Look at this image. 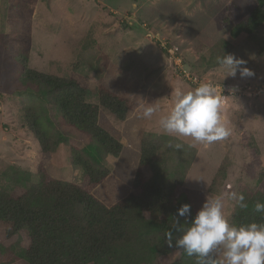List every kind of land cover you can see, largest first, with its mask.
Segmentation results:
<instances>
[{
    "label": "rangeland",
    "instance_id": "obj_1",
    "mask_svg": "<svg viewBox=\"0 0 264 264\" xmlns=\"http://www.w3.org/2000/svg\"><path fill=\"white\" fill-rule=\"evenodd\" d=\"M255 7L254 0H0V189L27 187L41 171L85 185L69 148L82 151L84 139L60 127L23 68L70 76L90 102L100 86L131 104L124 120L99 110L121 150L104 155L108 175L92 190L97 198L112 205L129 193L151 134L160 144L152 170H164L194 204L185 218L186 264H264L260 230L227 236L239 194L264 177V24L240 28ZM30 103L66 144L42 153L22 111ZM11 165L28 179L13 180ZM28 242V229L8 236L0 224V264H29Z\"/></svg>",
    "mask_w": 264,
    "mask_h": 264
},
{
    "label": "trees",
    "instance_id": "obj_2",
    "mask_svg": "<svg viewBox=\"0 0 264 264\" xmlns=\"http://www.w3.org/2000/svg\"><path fill=\"white\" fill-rule=\"evenodd\" d=\"M240 24L248 33L264 24V0ZM24 79L37 88L49 104L58 124L70 135L84 139L78 149L69 145L72 163L82 167L86 183L61 181L47 172L27 187L0 189V224L12 236L28 229L23 255L29 264H186L192 244L184 239L185 218L193 211L187 189L168 179L164 170H152L160 144L147 135L140 145L132 188L122 199L106 205L92 190L108 175L102 163L106 154L117 156L120 142L99 123L100 108L124 120L130 102L98 87L97 103L87 100L88 88L73 77H59L23 68ZM39 104L23 107L25 122L43 154L53 151L67 137L54 136L53 124ZM56 135V134H55ZM85 155V156H84ZM13 180L28 179L11 165ZM151 171V178L146 173ZM228 237L244 239L260 230L264 247V177L250 193L239 194L228 219ZM202 245V243H201ZM195 251L199 249L195 247ZM201 254H199L200 257Z\"/></svg>",
    "mask_w": 264,
    "mask_h": 264
},
{
    "label": "built area",
    "instance_id": "obj_3",
    "mask_svg": "<svg viewBox=\"0 0 264 264\" xmlns=\"http://www.w3.org/2000/svg\"><path fill=\"white\" fill-rule=\"evenodd\" d=\"M169 51H170V52H172V50H171V49H169ZM185 74H187V73H185ZM187 77H188V76H187ZM194 80H196V79H194ZM220 94H221V93H218V94H215V95H216V96L219 98V97H220ZM224 97H225V96H223V95H222V99H221V98H219V100H221L222 102H224V100H223V99H224Z\"/></svg>",
    "mask_w": 264,
    "mask_h": 264
},
{
    "label": "water",
    "instance_id": "obj_4",
    "mask_svg": "<svg viewBox=\"0 0 264 264\" xmlns=\"http://www.w3.org/2000/svg\"><path fill=\"white\" fill-rule=\"evenodd\" d=\"M132 22H134V20H132Z\"/></svg>",
    "mask_w": 264,
    "mask_h": 264
}]
</instances>
